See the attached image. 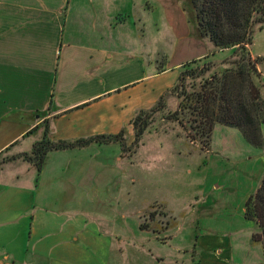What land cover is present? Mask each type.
<instances>
[{"label":"crops","instance_id":"1","mask_svg":"<svg viewBox=\"0 0 264 264\" xmlns=\"http://www.w3.org/2000/svg\"><path fill=\"white\" fill-rule=\"evenodd\" d=\"M172 2L0 0V264L73 263L72 226L89 219L90 198L116 199L122 179L127 192L136 186L138 164L118 143L49 152L39 173L2 159L29 153L48 126L52 141L124 131L129 144L135 114L208 51L188 7ZM210 240L213 254L223 249ZM219 257L215 264H232L230 254Z\"/></svg>","mask_w":264,"mask_h":264},{"label":"rangeland","instance_id":"2","mask_svg":"<svg viewBox=\"0 0 264 264\" xmlns=\"http://www.w3.org/2000/svg\"><path fill=\"white\" fill-rule=\"evenodd\" d=\"M175 2L188 7L189 25L197 36L190 0ZM201 43L213 50L207 41ZM161 46L155 37L154 50ZM246 49L256 63L254 80L264 104V24L262 29L255 27ZM232 54L231 49L217 52L199 63L204 73L194 80L188 76L181 84L189 91L199 90L200 79L229 67L222 62L231 60ZM166 56L160 57L165 60ZM205 65L210 69L205 70ZM181 91L163 96V109L152 114L132 150L122 152L138 164L132 191L123 188L122 179L116 199L102 194L91 197L89 219L84 216V225L72 226L78 240L71 264H215L212 257L226 254L232 256V264H264L261 244L252 240L258 228L244 215L245 204L264 175V145L253 147L238 130L221 125L215 126L206 141L196 136L192 129L195 111L180 108L177 95ZM260 114L264 116V106ZM260 130L264 139V124ZM134 141L133 129V140L127 145ZM105 219L106 225H101ZM199 235L208 236L209 242L220 238L218 248L223 249L213 254V242L206 248L197 245Z\"/></svg>","mask_w":264,"mask_h":264},{"label":"trees","instance_id":"3","mask_svg":"<svg viewBox=\"0 0 264 264\" xmlns=\"http://www.w3.org/2000/svg\"><path fill=\"white\" fill-rule=\"evenodd\" d=\"M190 2L197 33L202 40L213 46V50H208L202 58L180 66L179 77L171 93L182 88L181 93L177 95L181 99L180 108L195 111L196 119L192 129L195 135L204 141L210 138L216 125H221L238 130L249 145L261 148L264 139L260 129L264 124V116H261L260 112L264 104L260 101L258 86L254 80L258 77L256 63L247 54L246 46L252 44L255 27L262 29L264 24V0H190ZM226 49L233 50L231 60L222 62L229 67L219 73L213 71L209 76L202 77L197 91L192 88L194 81L189 86L192 91L188 90V86L181 84L188 76L192 80L199 77L204 73L200 70L199 63ZM205 66V70L210 69ZM163 99L161 96L153 107L139 110L132 118L135 141L130 146L127 145L124 131L116 135L52 141L48 138V127H45L43 137L33 144L29 153L3 158L2 162L22 159L31 163L39 173L46 155L52 151L84 148L94 143H118L123 153L130 152L131 147L138 143L149 126L152 114L163 109L161 105ZM244 215L258 228V232L252 235V240L261 244L264 257V175L255 193L247 200Z\"/></svg>","mask_w":264,"mask_h":264}]
</instances>
